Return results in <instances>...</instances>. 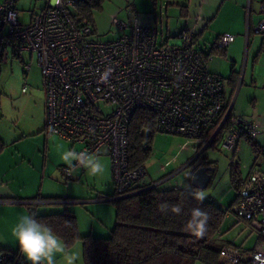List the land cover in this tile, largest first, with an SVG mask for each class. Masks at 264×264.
Masks as SVG:
<instances>
[{
	"label": "built area",
	"instance_id": "obj_1",
	"mask_svg": "<svg viewBox=\"0 0 264 264\" xmlns=\"http://www.w3.org/2000/svg\"><path fill=\"white\" fill-rule=\"evenodd\" d=\"M74 1L47 0L24 24L16 0H0V65L24 51L37 56L44 130L72 147L78 144L77 151L110 156L115 193L107 200L130 194L147 175L145 166L130 169L128 163V124L137 109L153 113L156 132L181 135L205 148L218 131L220 140L231 147L242 136H257L254 123L233 113L234 102L225 98L223 78L207 69L211 48L225 49L235 35L218 34L206 52L189 28L178 33L181 45L159 44L157 25L143 24L130 8L126 18L112 15L117 35L103 41L92 37L90 20H74ZM260 11L254 31L264 37V0ZM218 121L213 134L205 137ZM62 172L70 176L66 167ZM230 213L245 238H255L247 260L264 264V241L259 240L264 237V171L253 167L225 217ZM215 239L225 241L224 233L218 230ZM219 259L222 264H239L244 258L239 249L227 245ZM0 264L30 263L17 252L0 250Z\"/></svg>",
	"mask_w": 264,
	"mask_h": 264
},
{
	"label": "rangeland",
	"instance_id": "obj_2",
	"mask_svg": "<svg viewBox=\"0 0 264 264\" xmlns=\"http://www.w3.org/2000/svg\"><path fill=\"white\" fill-rule=\"evenodd\" d=\"M46 2L47 0H16L15 6L20 12L22 23L27 24L32 13L39 11ZM176 2L188 5L187 0ZM200 2L202 4L199 7ZM261 2L262 0H190L188 5L191 18L198 11L203 18L198 30L207 22L201 36L204 44L198 46L202 50L207 49L205 52L209 51V45L215 42L218 34L235 35L225 52L222 49L211 51L212 58L208 60L207 69L223 78L225 98L234 102L233 113L248 119L253 115L256 102L259 110H264V37L254 31L262 18ZM130 8L137 15L156 19L160 31L157 38L159 44H182V38L176 34L185 22L179 16V6L168 5V0H158L156 7L152 0H106L100 11L92 13L96 29L92 37L103 41L115 37L116 30L111 24L112 15L126 18ZM191 18H188L189 24H192ZM23 85L26 86L24 91ZM43 119L41 68L37 56L24 51L20 56L10 58L7 63L0 65V137L5 142L0 156V250L17 252L28 263L30 262L19 251L12 233L19 216L30 213L31 209L36 216L62 212L65 209L73 211L79 233L92 231V211L106 214L107 220L104 219L105 224L101 226L95 217V234H90L93 236H108L115 216L112 202L107 200L94 203V206L91 205L94 201L81 204L73 200L72 203H62L67 202L64 199L70 200V197L95 196L96 191H102L103 195L111 194L114 187L111 158L108 154H100L105 166L102 174L92 176L81 168L67 177L61 172L66 167L62 156L70 144L54 134L46 135L42 129ZM261 138V143H264V137ZM191 140L171 133H155L150 143V155L144 162L147 171L145 179L161 188L186 186L188 182L184 180V166L202 151L201 157H210L215 166L210 182L203 188L206 199L224 207L236 192L233 175L235 178L240 174L246 175L252 165L261 167L264 164V152L260 151L256 159L252 143L246 138L241 139L237 151L236 146H227L221 140L206 147L204 151V143L197 147ZM79 148L76 144L72 149L77 151ZM69 247L79 257L77 264H84L81 240L76 239Z\"/></svg>",
	"mask_w": 264,
	"mask_h": 264
},
{
	"label": "trees",
	"instance_id": "obj_3",
	"mask_svg": "<svg viewBox=\"0 0 264 264\" xmlns=\"http://www.w3.org/2000/svg\"><path fill=\"white\" fill-rule=\"evenodd\" d=\"M105 1H74L72 4L74 20L79 22L87 18L94 25L92 13L100 11ZM157 1L152 0L154 7ZM168 4L179 6L180 14L184 17L187 15L185 5L176 4L174 0H168ZM218 50L214 47L210 52ZM223 50L225 52V49ZM218 123L219 121L205 133V137L209 138L213 134ZM155 133L157 132L153 113L142 108L135 110L128 124L130 169L144 166L150 155V143ZM220 137L221 132L218 131L212 142L220 140ZM247 139L251 141L257 159L260 147L252 138ZM4 148L5 142L0 137V153ZM209 163L214 164L202 157L201 164ZM234 176L233 182L238 193L242 182ZM153 183L145 182L144 179L134 186L130 194L110 200L115 209V223L108 236L80 234L76 215L67 209L62 212L41 214L36 218L50 225L69 246L76 239H80L84 264H195L198 261L204 264H221L220 250L227 246V243L216 241L215 234L218 230L222 232L221 225L225 214L236 202L237 197L233 204L223 208L209 199L202 203L194 200L191 189L161 188ZM175 205L182 208L180 214L172 210ZM197 207L208 216L206 232L201 237L193 235L186 228L191 209ZM30 211L34 213L32 209ZM259 240L264 241V237ZM239 264H250V261L242 259Z\"/></svg>",
	"mask_w": 264,
	"mask_h": 264
},
{
	"label": "clouds",
	"instance_id": "obj_4",
	"mask_svg": "<svg viewBox=\"0 0 264 264\" xmlns=\"http://www.w3.org/2000/svg\"><path fill=\"white\" fill-rule=\"evenodd\" d=\"M62 160L69 175L81 168L92 176L105 171L102 158L95 152L69 149L63 154ZM191 196L202 203L206 199V192L202 188H195L191 190ZM172 210L176 214L182 212L179 205L173 206ZM207 219L205 211L198 207L193 208L186 228L193 235L201 237L206 232ZM12 234L18 243L19 251L30 264H77L78 255L71 251L69 245L50 225L37 219L34 213L20 215Z\"/></svg>",
	"mask_w": 264,
	"mask_h": 264
},
{
	"label": "crops",
	"instance_id": "obj_5",
	"mask_svg": "<svg viewBox=\"0 0 264 264\" xmlns=\"http://www.w3.org/2000/svg\"><path fill=\"white\" fill-rule=\"evenodd\" d=\"M188 1V5L190 4V0H187ZM174 2L177 4V2H176V0H174ZM202 3L200 2L199 4H198V6L200 7V5H201ZM168 5H172V4H168ZM183 5V4H182ZM188 5H185L186 6V9H187V15L184 17V16H182L181 14H180V9H178L179 11V16L181 17V18H183L184 19V22H185V25L183 26L184 28H189V29H191L193 32H194V34H195V39L197 40L196 42H197V46H200L201 44L203 45L204 44V42H202V40H201V36H202V33L204 32V29H205V27L207 26V22H205V24L201 27V29L200 30H198V28H199V23H201V21L203 20V18H202V16L200 15V11H198V13H196L195 15H194V18H191L190 17V10H189V6ZM172 6H175V5H172ZM177 6V5H176ZM135 12V11H134ZM136 14V13H135ZM137 15V14H136ZM137 17L139 18V20L143 23V24H146V25H156V19L155 20H152V19H148V18H146L145 16H140V15H137ZM188 18H191V23L192 24H189V21H190V19H188ZM183 27H182V29H183ZM194 28H196V30L194 29ZM181 30V29H180ZM179 33V32H178ZM178 33L176 34V36L178 35ZM117 35V34H116ZM115 35V36H116ZM216 39V38H215ZM235 39V38H234ZM232 43V42H231ZM230 43V44H231ZM229 44V45H230ZM228 45V46H229ZM206 46V45H205ZM227 46V47H228ZM227 47L225 48V50L227 49ZM200 48V47H199ZM200 49H202V48H200ZM204 50H207V49H204ZM207 65H208V63H207ZM258 102H256L255 103V105H254V107H253V115H252V117H251V119H248L247 117V119L249 120V121H251L252 123H254L257 127H258V134H257V136L256 137H254V138H252L254 141H255V143L260 147V150L262 151V150H264V143H261V141L260 140H262V138L261 137H264V110H259V107H258ZM42 129H44V119H43V128ZM47 135V134H46ZM58 137V136H57ZM242 138H246L247 139V137L246 136H242L237 142H236V144H235V146H236V151L239 149V144H240V142H241V139ZM61 139V138H60ZM63 140V139H62ZM65 141V140H64ZM192 142H194V144L195 145H197V147L201 144V143H198L196 140H191ZM66 143H67V141H65ZM68 144V143H67ZM69 146V148H68V150L69 149H72L73 147L71 146V145H68ZM205 149L206 148H204L203 150L205 151ZM2 153V152H1ZM1 153H0V156H1ZM203 154V153H202ZM202 159V158H201ZM201 159H200V161H198V162H196L195 163V166L192 168V167H187L186 169H185V174H184V180L185 181H187L188 182V184L186 185V186H179V185H177L176 187H182V188H185V189H187V190H193L194 188L191 186V184H190V181H189V177H190V173H191V171L197 166V165H200L201 164ZM206 159L209 161V162H214L210 157H208V156H206ZM207 166H214V164H212V163H209V164H206ZM254 165H252L250 168H249V170H248V172L246 173V175H243V176H241V174H240V176L238 177V179H239V181L240 182H243V180L248 176V174L250 173V171L253 169L252 167H253ZM257 168H259L260 170H262V171H264V164H262L261 165V167H257ZM214 171H215V166H214ZM213 171V172H214ZM62 172V171H61ZM213 172H212V176H213ZM76 178V179H75ZM75 178H73V179H75V180H77V177H75ZM167 179H168V177H167ZM70 180V179H69ZM165 180H166V178H165ZM113 181V180H112ZM145 182H149V181H147V179H145ZM151 182V181H150ZM114 186V185H113ZM97 193V194H96ZM114 193H115V188L113 187V190H112V193L111 194H109V195H103L102 194V191H96L95 192V196H93V195H89V196H87V197H80V196H75V197H73V198H71L70 197V200H67V199H64L63 201H67V202H62V203H72L73 202V200L74 201H78V202H80L81 204L82 203H84V202H88V201H94L93 202V204H91V205H96V204H94V203H98V202H101V201H106L108 198H110L111 196H113L114 195ZM90 194H92V193H90ZM237 194L238 193H236L235 192V194H234V197H233V199L230 201V202H228L227 203V205H225L223 208H225L226 206H228V205H230L231 203L233 204L234 203V200H235V198L237 197ZM37 195H39V194H37ZM93 196V197H92ZM69 199V198H68ZM90 199H92V200H90ZM107 201H110V200H107ZM92 203V202H91ZM112 208L114 209V206H113V204H112ZM114 211H115V209H114ZM114 214H115V212H114ZM91 217H92V219H93V223H92V225H91V230L92 231H90V232H87V231H85V232H81L80 230V234H87V233H89V234H95V233H93L94 232V226H95V224H94V221H96V219L98 220V225L99 226H101V225H104L105 223H104V219L107 217V215L106 214H104V213H101V212H91ZM95 217H96V219H95ZM108 217H109V215H108ZM110 218V217H109ZM105 220H107V219H105ZM114 223H115V216H114V221H113ZM113 223V224H114ZM78 224H79V222H78ZM110 226H112V225H110ZM114 226V225H113ZM79 227H80V225H79ZM107 228V227H106ZM109 228V227H108ZM111 228V227H110ZM113 228V227H112ZM111 228V229H112ZM111 229H110V231H111ZM221 230H222V232L224 233V239H225V242L227 243V245L229 246V247H234V248H237V249H239L240 251H242V253H243V258L244 259H247V256H248V254H249V251H250V249H251V247L253 246V243H254V241H255V238H245V236H244V233L243 232H240L241 231V226H239V225H236V218H235V216H234V214H232V213H230V214H228L225 218H224V220H223V222H222V225H221ZM94 236H101V235H94ZM241 245H242V247L243 248H240L241 247ZM221 259H219V262L221 263V261H220ZM199 262V261H198ZM198 262H196V263H198ZM200 264H204V263H202V262H199ZM222 264V263H221Z\"/></svg>",
	"mask_w": 264,
	"mask_h": 264
},
{
	"label": "water",
	"instance_id": "obj_6",
	"mask_svg": "<svg viewBox=\"0 0 264 264\" xmlns=\"http://www.w3.org/2000/svg\"><path fill=\"white\" fill-rule=\"evenodd\" d=\"M213 171L214 168L211 166H207L205 164L197 165L190 173L189 181L191 186L194 189L205 188L212 178Z\"/></svg>",
	"mask_w": 264,
	"mask_h": 264
},
{
	"label": "flooded vegetation",
	"instance_id": "obj_7",
	"mask_svg": "<svg viewBox=\"0 0 264 264\" xmlns=\"http://www.w3.org/2000/svg\"><path fill=\"white\" fill-rule=\"evenodd\" d=\"M201 154H202V151H200V152L198 153V157L195 158L194 161H193L188 167H193V166H195V163L198 162V161H200V159L202 158V157H201ZM186 168H187V167H186Z\"/></svg>",
	"mask_w": 264,
	"mask_h": 264
}]
</instances>
